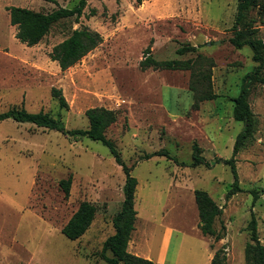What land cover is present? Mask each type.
Here are the masks:
<instances>
[{
    "label": "rangeland",
    "instance_id": "374dc122",
    "mask_svg": "<svg viewBox=\"0 0 264 264\" xmlns=\"http://www.w3.org/2000/svg\"><path fill=\"white\" fill-rule=\"evenodd\" d=\"M78 0H0V113L10 108L39 111L58 118L66 129H86L85 110L117 112L106 131L137 181L136 221L127 250L153 264H210L224 248L226 264H251L245 258L252 213L264 246V85L254 80L248 104L254 117L252 140L235 156L241 192L226 198L233 182L227 165L235 137L243 129L232 118V98L256 63L248 46L230 43L237 0H86L82 15L54 24L31 47L15 38L7 7L48 13L72 8ZM246 15L254 39L264 42V0ZM243 27V26H241ZM86 28L101 43L61 71L49 59L52 47L74 29ZM150 44L156 60H186L177 55L189 44L210 57L215 100L191 110L188 71L139 69ZM264 77V63L259 72ZM51 89L67 103L59 107ZM196 143L209 167L190 166ZM164 149L168 155L140 160ZM71 176L69 194L58 182ZM124 174L109 149L89 138L73 139L56 131L0 121V264H104V240L113 234L112 218L123 200ZM204 190L222 209L213 227L222 238L203 236L193 191ZM259 192L252 203L249 191ZM82 201L96 208L94 219L77 240L61 232ZM109 255V254H107Z\"/></svg>",
    "mask_w": 264,
    "mask_h": 264
},
{
    "label": "trees",
    "instance_id": "16d2710c",
    "mask_svg": "<svg viewBox=\"0 0 264 264\" xmlns=\"http://www.w3.org/2000/svg\"><path fill=\"white\" fill-rule=\"evenodd\" d=\"M135 1L137 4H141L144 0ZM85 5L86 0H78L72 8H57L48 13L15 6L7 7L6 10L9 14L10 25L15 27V38L26 46L31 47L38 44L57 22L69 18L77 20L82 15ZM257 7H261L260 0H237L236 12L231 27L232 36L228 40L235 49L248 46L252 50V61L257 65L252 73H247L243 76L239 93L236 97L232 98V118L243 125V129L235 137L232 157L223 160L217 159V162H221L229 167L233 176V182L226 193V198H230L232 195L241 192L234 156L252 140L254 134L255 122L248 104L249 86L247 82L254 80L258 84L264 85V77L259 76L264 63V42L260 39H254L253 34L256 32V29L252 28V21L247 25L244 24L248 12ZM101 41V36L95 31H90L86 28L74 29L69 36L52 47L48 57L51 61L57 63L61 71H65L96 48ZM197 48L185 44L176 49L177 55L195 53L194 57L186 60H156L152 57L150 44H148L142 53V59L138 63L139 69L142 71L146 69L188 71V90L192 93L193 100L191 105L192 111H197L202 102L212 101L218 97L213 91L211 82L212 69L215 67V63L212 58L197 53ZM51 95L57 100L59 107H67V103L59 89H51ZM84 116L87 119V128L71 130L66 129L58 118H53L47 113L41 111L30 113L22 108L18 109L15 107L0 113V121L11 119L18 123H29L38 128L59 132L73 139L89 138L106 146L113 156L115 163L120 166L124 174V183L122 186L123 200L112 218L113 234L104 240L100 256L104 264H153L152 261L131 254L127 250L136 221L137 212L134 209V194L137 181L130 175L131 167H127L124 164L120 152L114 143L105 136L107 129L116 122L117 112L104 107H95L85 110ZM191 151L190 166H204L206 168L210 166L201 155L196 143L192 144ZM153 156H166L168 159H173V162H176L175 158L170 157L164 149L144 154L140 157V160H148ZM58 185L64 195L67 196L71 185V176L59 180ZM249 193L252 196V203H254L259 198V192L251 189ZM193 196L198 213V228L200 233L203 236H212L214 241L220 240L222 238L221 231L222 228L224 230V227L221 226V231L217 232L213 224L220 217L222 209L204 190L195 189ZM95 212L96 208L93 204L87 201L80 202L60 232L69 240H77L91 225ZM247 228L249 229L250 242L245 245V258L251 264H264V246L259 242L257 223L252 213L250 214ZM210 264H226L224 248H219L213 253Z\"/></svg>",
    "mask_w": 264,
    "mask_h": 264
}]
</instances>
